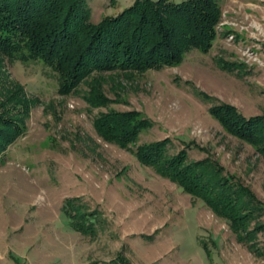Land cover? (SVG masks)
<instances>
[{
	"label": "rangeland",
	"instance_id": "obj_1",
	"mask_svg": "<svg viewBox=\"0 0 264 264\" xmlns=\"http://www.w3.org/2000/svg\"><path fill=\"white\" fill-rule=\"evenodd\" d=\"M133 1L84 0L92 23ZM217 2L220 21L208 52L190 50L176 66L128 77L100 74L106 97L119 98L106 107L90 108L83 84L58 94L56 76L38 61L1 63L0 99L18 83L37 102L23 135L1 157L0 264H264V229L251 241L255 252L230 218L104 142L91 126L100 111H139L151 125L136 144L168 137L174 153L193 142L188 159L209 155L264 205L263 158L208 111L220 101L243 116L264 112V0ZM217 58L242 61L243 74L220 70ZM194 87L215 101L200 99ZM75 197L90 215L82 225L67 209L65 199Z\"/></svg>",
	"mask_w": 264,
	"mask_h": 264
},
{
	"label": "trees",
	"instance_id": "obj_2",
	"mask_svg": "<svg viewBox=\"0 0 264 264\" xmlns=\"http://www.w3.org/2000/svg\"><path fill=\"white\" fill-rule=\"evenodd\" d=\"M220 15L217 0H134L118 14L92 23L84 0H0V65L38 61L56 76L58 94L74 92L83 84L81 98L86 104L106 107L119 98L106 97L100 74L119 72L128 77L132 72L176 66L190 50L206 53L216 37ZM216 63L227 71L244 65L221 58ZM13 88V92H2L0 99V163L7 147L23 135L24 118L37 102L26 97L22 85L15 83ZM194 90L200 99L215 101ZM208 111L223 131L250 144L264 160V112L243 116L233 105L220 101L208 106ZM140 113L100 111L92 117L91 126L104 142L130 151L156 175L201 199L215 214L230 218L238 238L257 252L252 242L264 229V223L257 221L264 215L263 203L209 155L188 159L187 149L193 142L174 153L168 151V137L136 144L139 133L151 125ZM65 201L78 224L89 220L90 215L81 213L77 197Z\"/></svg>",
	"mask_w": 264,
	"mask_h": 264
},
{
	"label": "crops",
	"instance_id": "obj_3",
	"mask_svg": "<svg viewBox=\"0 0 264 264\" xmlns=\"http://www.w3.org/2000/svg\"><path fill=\"white\" fill-rule=\"evenodd\" d=\"M219 23V22H218ZM218 25V24H217ZM216 28H217V26H216ZM222 59V58H221ZM223 60V59H222ZM224 61H228V62H230V61H234L235 62V60H224ZM242 67V66H241ZM241 67H239V68H232L230 71H232V70H234L233 72H235L236 74H239V75H242L243 74V72L241 71ZM220 70H223V71H227V70H225V69H221L220 68ZM227 72H229V71H227Z\"/></svg>",
	"mask_w": 264,
	"mask_h": 264
}]
</instances>
